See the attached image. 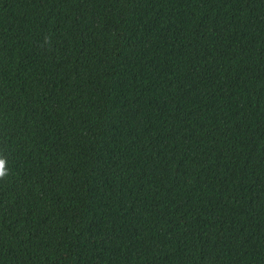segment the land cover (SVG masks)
Returning a JSON list of instances; mask_svg holds the SVG:
<instances>
[{
  "label": "trees",
  "instance_id": "16d2710c",
  "mask_svg": "<svg viewBox=\"0 0 264 264\" xmlns=\"http://www.w3.org/2000/svg\"><path fill=\"white\" fill-rule=\"evenodd\" d=\"M0 264H264V0H0Z\"/></svg>",
  "mask_w": 264,
  "mask_h": 264
},
{
  "label": "clouds",
  "instance_id": "9594fccd",
  "mask_svg": "<svg viewBox=\"0 0 264 264\" xmlns=\"http://www.w3.org/2000/svg\"><path fill=\"white\" fill-rule=\"evenodd\" d=\"M8 175V170L6 168V162L4 159L0 158V180H3Z\"/></svg>",
  "mask_w": 264,
  "mask_h": 264
}]
</instances>
